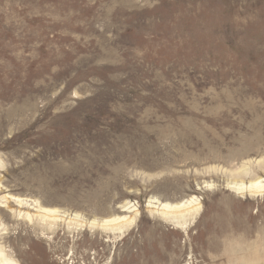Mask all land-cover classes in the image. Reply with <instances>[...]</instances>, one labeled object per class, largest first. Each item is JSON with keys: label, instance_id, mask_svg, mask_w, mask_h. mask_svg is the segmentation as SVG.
Masks as SVG:
<instances>
[{"label": "rangeland", "instance_id": "1", "mask_svg": "<svg viewBox=\"0 0 264 264\" xmlns=\"http://www.w3.org/2000/svg\"><path fill=\"white\" fill-rule=\"evenodd\" d=\"M256 178L264 0H0V199L140 210L112 237L0 214L17 264H264V192L226 189ZM192 196L187 233L147 207Z\"/></svg>", "mask_w": 264, "mask_h": 264}, {"label": "bare ground", "instance_id": "2", "mask_svg": "<svg viewBox=\"0 0 264 264\" xmlns=\"http://www.w3.org/2000/svg\"><path fill=\"white\" fill-rule=\"evenodd\" d=\"M201 189L202 187L196 188V191H200ZM226 189L258 197L264 192V184L261 179L256 178L246 183L228 184ZM0 200V214L14 222L15 225H26L31 230L39 229L42 232L45 230L51 233L61 228L65 229V231H74V229L87 227L89 229L101 230L110 236L123 234L135 223L136 218L140 215V210L129 202L119 206L118 210L119 213H126L127 215L131 213L133 216L127 217L126 215H122L101 220H84L85 218L81 219V216L77 214L68 215L54 208H45L35 200L29 201L28 199H19L12 196H3ZM153 202H148L147 204V207L153 209L151 211L149 209L150 213L155 218L157 217L159 221L173 227V229L180 230L182 233H187L188 228L202 209L198 198L193 196L175 204ZM3 224L0 218V226L2 227ZM8 234L7 228L2 227L0 230V264H17L15 257L9 253L10 250L8 251L7 247L4 246V235ZM16 234L20 238V233ZM26 235H29V233L25 234V237Z\"/></svg>", "mask_w": 264, "mask_h": 264}]
</instances>
